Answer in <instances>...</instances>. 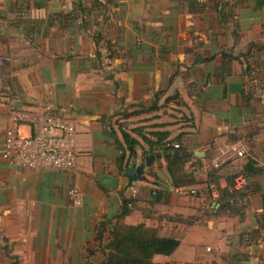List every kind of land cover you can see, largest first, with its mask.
Returning <instances> with one entry per match:
<instances>
[{"label":"crops","instance_id":"1","mask_svg":"<svg viewBox=\"0 0 264 264\" xmlns=\"http://www.w3.org/2000/svg\"><path fill=\"white\" fill-rule=\"evenodd\" d=\"M17 109L69 116L78 158L59 170L0 154V264L99 262L118 216L180 241L157 264H233L236 250L264 264V0H0V149ZM133 128L179 138L185 191L167 154L126 174L146 158ZM122 131L143 148L131 155ZM248 159V205L212 211Z\"/></svg>","mask_w":264,"mask_h":264},{"label":"built area","instance_id":"2","mask_svg":"<svg viewBox=\"0 0 264 264\" xmlns=\"http://www.w3.org/2000/svg\"><path fill=\"white\" fill-rule=\"evenodd\" d=\"M9 120L0 149L1 157L7 163L17 167L59 170L74 167L78 158L76 127L69 116L17 109L10 113ZM172 146L179 148L178 143H173ZM226 150L237 157L244 155V151L235 143L228 145ZM213 165L218 167L220 163L216 161ZM247 182L248 179L241 170L233 174L231 188L235 196L229 203L233 207L248 205V196L245 194ZM175 190L183 192L184 187H176ZM187 191L191 194L195 192L193 189ZM69 195L73 205H80L82 198L77 187H71ZM214 196L216 200L210 204V208L215 212L222 209V204L218 194Z\"/></svg>","mask_w":264,"mask_h":264},{"label":"trees","instance_id":"3","mask_svg":"<svg viewBox=\"0 0 264 264\" xmlns=\"http://www.w3.org/2000/svg\"><path fill=\"white\" fill-rule=\"evenodd\" d=\"M132 132L138 135L143 143L146 145V148L140 144V142L131 136L126 131H122V138L126 145L131 147L130 154L134 155V147L141 146L143 148L142 155L143 157H147L148 155L168 152L172 151L175 148L172 146L174 142L180 141L178 137L173 140L168 139L169 132L167 131H153L149 133V135H145L140 131V128H133ZM176 151H181L179 149H175ZM183 151V150H182ZM187 156L184 154L176 153V154H167L165 156L166 160V169L168 173L172 177V186L180 187L183 185H179L174 181L175 179V167L184 164ZM121 166V158L119 162ZM252 167V161L247 160L244 166V173L247 175V171H250ZM234 174V173H233ZM190 176V175H187ZM210 179L212 180L215 177V173L209 174ZM247 177V176H246ZM232 179L228 177L227 186L223 189H220V197L219 201L222 204V210L228 209L237 210L236 212L240 213L241 208L244 207L232 206L230 205V199L234 198L235 192L232 190ZM186 182H192V179H188ZM186 183V184H188ZM154 198L155 200L159 198L161 194V190H154ZM126 211V210H125ZM124 211V212H125ZM220 211V210H219ZM217 212V211H216ZM263 216V215H262ZM259 225L263 227L262 220H258ZM103 224H101V229ZM111 238L110 241L106 245H102L104 247L103 259L99 262L86 261L82 264H157L153 261L154 255H165L168 256L172 254L179 246L180 241L175 237H164L158 234V230L156 228L147 227L143 223H139L136 225L125 224L121 222L120 216L116 218L115 223L111 224ZM244 240L247 242L250 241V233H244L242 235ZM98 241L101 242L103 238V232L100 230L97 234ZM90 254H93V250H88ZM239 253H234L232 255V263L233 264H243L242 261H247L250 254L247 252L243 256H238ZM189 264H197V263H189Z\"/></svg>","mask_w":264,"mask_h":264},{"label":"water","instance_id":"4","mask_svg":"<svg viewBox=\"0 0 264 264\" xmlns=\"http://www.w3.org/2000/svg\"><path fill=\"white\" fill-rule=\"evenodd\" d=\"M130 150V147L128 148ZM166 154H171V152H167V153H159L157 155H148L144 162H141V163H137V158L136 156L132 157L131 160L129 161L131 163V166L129 168L126 169V174L127 175H130V176H133L134 174H136L137 176L140 177V173L143 171V169L145 167H147L148 165H150L155 157H161V156H165Z\"/></svg>","mask_w":264,"mask_h":264},{"label":"rangeland","instance_id":"5","mask_svg":"<svg viewBox=\"0 0 264 264\" xmlns=\"http://www.w3.org/2000/svg\"><path fill=\"white\" fill-rule=\"evenodd\" d=\"M179 106H181V105L178 104L177 107H179ZM163 108H164V111L166 112V111L168 110V105L164 106ZM169 108H170V107H169ZM174 109L177 110L178 108H174ZM177 111H182V110L179 109V110H177ZM184 191H185V190H184ZM185 193H186V194H190L187 190H186ZM226 212H228V211H226ZM245 242H246V241H245ZM232 243H234V242H232ZM232 243H231V244H232ZM238 244H239V243H238ZM241 244L243 245V243H241ZM232 246H235L234 249L238 247L237 244H236V245H232ZM236 251H237L236 253H239L238 256H240V257L247 253L246 250H236ZM234 252H235V251H234ZM224 253H225V252H224ZM228 255H231V254H228ZM241 258H242V257H241ZM239 264H240V263H239ZM258 264H260V263H258Z\"/></svg>","mask_w":264,"mask_h":264}]
</instances>
